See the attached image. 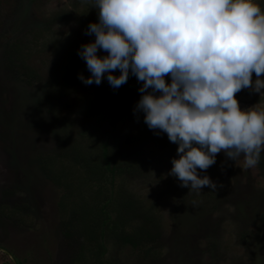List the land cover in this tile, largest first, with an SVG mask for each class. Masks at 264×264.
Masks as SVG:
<instances>
[{"label":"rangeland","instance_id":"374dc122","mask_svg":"<svg viewBox=\"0 0 264 264\" xmlns=\"http://www.w3.org/2000/svg\"><path fill=\"white\" fill-rule=\"evenodd\" d=\"M74 1L45 0L34 11L31 0H18L9 7L16 5L14 9L0 12V207L6 206L5 212L11 214V218L0 216V252H8L11 258L20 257L25 264H73L70 253L76 246L61 235L56 207L60 193L40 171L36 158L55 147V139L48 130L49 117L39 99L41 85H28L8 75L3 67V46L8 38L28 28L36 29L41 26V19L62 8L73 9L78 16L54 27L50 35L59 40L73 39L80 46L94 40V35H86V25L80 22L84 21L80 13L85 11V2L81 0L72 7ZM255 2L264 12V0ZM93 8L96 11V7H89ZM45 38L48 35L42 33L38 40H27L26 52L29 50L32 62L40 59L38 43ZM166 80L170 82V76ZM94 84L81 81L70 85L57 104V114L65 121L63 135L69 144L81 142L79 131L85 128L82 116L71 105L79 96L92 94ZM236 96L241 108H264V94L249 88ZM121 120L116 123L117 131L140 134L135 153L144 158L145 165L137 173L116 176L115 185L133 194L141 205L153 207L161 244L156 264H260L254 259L258 258L255 251L264 252V229H259L252 218L244 221L237 207L239 202L249 200L251 193L264 189V169L258 165L244 168L242 157L234 162L221 151L208 174L223 199L214 210L203 206L205 212H198L199 207L193 206V223L179 224L171 219V212L181 189L189 188L182 187L169 174V157L178 155V145L170 142L166 133L149 129L145 122L138 126ZM14 207L25 211L20 214L16 209L11 213ZM252 241L258 242L255 250ZM105 248V257L118 260V264H142L136 253L118 249L111 240Z\"/></svg>","mask_w":264,"mask_h":264},{"label":"clouds","instance_id":"9594fccd","mask_svg":"<svg viewBox=\"0 0 264 264\" xmlns=\"http://www.w3.org/2000/svg\"><path fill=\"white\" fill-rule=\"evenodd\" d=\"M90 6L98 21L86 35L95 38L78 50L90 75L79 79L99 85L106 78L114 89L130 74L141 82L136 110L149 129L178 145L169 174L182 187L215 190L199 172L221 151L234 162L242 157L244 168L260 163L264 108H241L236 96L249 88L264 94V12L255 0H91Z\"/></svg>","mask_w":264,"mask_h":264},{"label":"trees","instance_id":"16d2710c","mask_svg":"<svg viewBox=\"0 0 264 264\" xmlns=\"http://www.w3.org/2000/svg\"><path fill=\"white\" fill-rule=\"evenodd\" d=\"M17 1L0 0V12L14 9L16 5L9 7ZM80 1L75 0L72 7ZM83 1L85 11L80 15L84 21L80 22L82 26L86 25L87 31L91 22L98 21V9H89L91 0ZM44 2L31 0V7L36 11ZM77 16L73 9H58L41 19V26L36 29L28 28L8 38L3 46V67L13 79L19 78L28 85H41L39 99L48 114V130L55 139V147L39 153L36 158L40 171L60 193L56 200L60 232L64 239L76 246L70 253V263L118 264V260L105 257V243L111 240L118 249L127 248L136 253L137 260L142 264H156L161 244L159 223L153 207L141 205L133 194L115 185L116 176L137 173L145 165L144 158L135 153L140 134L117 131L116 126L121 119L138 126L144 123V113L135 107L141 96V82L130 74L127 82L119 88L111 87L106 78L99 85L94 84L92 94L79 96L71 105L85 122V128L79 131L81 142L69 144L63 135L65 121L57 114V104L65 91L70 90V85L81 82L80 74L88 77L90 73L85 61L78 55L81 47L78 42L73 39L59 40L50 35V30ZM42 33H46L48 38L39 41L41 56L37 62H32L29 50L26 52L27 40H38ZM26 37L30 38L26 40ZM115 74L118 75L119 71ZM174 157L177 155L169 157L171 167ZM261 160L264 161V153ZM258 166L263 171L264 163L260 161ZM208 170L200 172V175H209ZM262 190L251 193L250 199L239 202L237 207L244 221L252 218L259 229H264ZM218 191L217 187L213 190L208 186L199 192L181 189L171 219L179 224L193 223L192 207H199L198 212H205L203 206L214 210L223 199V194ZM14 208L11 213H15L16 209L20 210V214L25 211L21 207ZM5 209L6 206L0 207V216L11 218ZM257 243H251L254 250ZM255 254L258 258L254 262L263 264V249L255 251ZM0 264H25V260L15 255L11 258L8 252L1 251Z\"/></svg>","mask_w":264,"mask_h":264}]
</instances>
